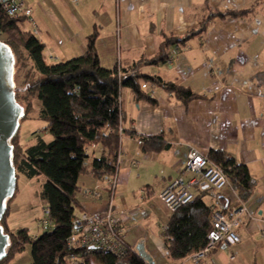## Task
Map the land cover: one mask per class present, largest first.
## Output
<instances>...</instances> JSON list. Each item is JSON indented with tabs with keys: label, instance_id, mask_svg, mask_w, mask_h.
<instances>
[{
	"label": "crops",
	"instance_id": "crops-1",
	"mask_svg": "<svg viewBox=\"0 0 264 264\" xmlns=\"http://www.w3.org/2000/svg\"><path fill=\"white\" fill-rule=\"evenodd\" d=\"M28 2L32 16L39 8L35 17L40 24H36L40 27L38 36L51 60L82 55L88 36L98 32L95 45L102 66H119L127 69V74L141 60L157 55L162 32L184 37L212 16L205 34L172 46L167 61L138 67L165 82L190 87L204 98L185 105L168 89L148 85L154 104L138 101L131 88L123 87L121 126L126 133L121 138L115 187H109V179L82 175L78 197L83 211L91 214L99 215L111 205L121 218L130 248L148 264H264V0ZM228 10H247L248 15H212ZM141 135H162L169 147L145 151ZM194 147L208 155L213 149L225 151L247 165L256 187L249 200L243 201L231 184L220 192L204 181L192 186L195 196H201L213 211L227 212L235 203L244 202L249 212L237 229L239 242L221 244L200 261L189 257L175 261L169 258L165 239L172 213L159 194L179 176L186 182L197 177L184 172L187 155ZM101 149L90 146L89 160L99 157ZM25 179V191L34 189L35 182H45L42 176ZM20 209L22 206L12 202L11 213ZM13 219H9L11 228Z\"/></svg>",
	"mask_w": 264,
	"mask_h": 264
},
{
	"label": "trees",
	"instance_id": "trees-1",
	"mask_svg": "<svg viewBox=\"0 0 264 264\" xmlns=\"http://www.w3.org/2000/svg\"><path fill=\"white\" fill-rule=\"evenodd\" d=\"M212 15L241 17L248 15V11H215ZM211 17L204 18L198 30L184 37L162 32L163 41L157 55L141 60L134 71L127 74L128 70L119 66L113 69L102 66L95 45L98 32L88 36L87 49L82 55L66 61L51 60L42 39L33 30L23 27L26 19L12 18L0 7V40L7 43L15 55L16 99L24 107L25 117L35 112V100L40 101V116L48 122L47 128L53 136L51 141L39 138L32 145L21 143L18 134L10 140L17 181L21 174L29 179L45 178L42 190L53 229L37 237L30 235L26 228L11 231L9 214L14 197L8 199L0 226L10 236V243L0 264H11L27 245L32 247L29 264H71L67 243L72 233V219L83 212L78 197L80 176L91 175L104 181L118 172L121 138L126 133L124 129L120 131L121 89L129 87L138 101L148 100L154 104L156 99L146 89L148 85L168 89L185 105L204 98L190 87L165 82L159 76L139 71L138 67L167 61L172 46L205 34ZM140 139L145 151H162L169 147L162 135H141ZM92 145L101 146L102 152L89 160L88 149ZM209 158L224 171L239 197L248 201L256 187L248 166L222 150H211ZM18 191L17 183L16 193ZM213 213L201 196H195L172 213L165 228L170 259L183 260L206 245ZM85 263L148 264L131 248L120 259L111 253L95 252L85 258Z\"/></svg>",
	"mask_w": 264,
	"mask_h": 264
},
{
	"label": "built area",
	"instance_id": "built-area-1",
	"mask_svg": "<svg viewBox=\"0 0 264 264\" xmlns=\"http://www.w3.org/2000/svg\"><path fill=\"white\" fill-rule=\"evenodd\" d=\"M0 7L12 18L28 20L32 24L33 31L37 35L39 34V28L33 19L32 8L28 0H0ZM122 130L123 128L120 127L121 132ZM120 154L121 150L119 156ZM184 172L195 173L197 177L186 182L183 176H179L172 180L159 194L161 202L170 213L176 212L191 202L195 198L191 187L198 186L203 181L217 192L230 186V181L224 171L210 160L207 153L197 147L189 151ZM108 182L109 187L114 189L116 175ZM142 194L145 195L144 190ZM248 212L249 208L244 202L235 203L229 207L227 212L215 210L206 245L201 250L189 255V259L193 261L206 259L219 245L239 242L241 238L237 229L242 216ZM44 213L46 215L44 224L50 225L51 216L48 207L44 209ZM72 224V233L67 243L68 259L71 264H87L85 258L95 252L111 253L120 259L130 249L125 233L121 228V218L112 211L111 205L99 215L83 211L72 219Z\"/></svg>",
	"mask_w": 264,
	"mask_h": 264
},
{
	"label": "water",
	"instance_id": "water-1",
	"mask_svg": "<svg viewBox=\"0 0 264 264\" xmlns=\"http://www.w3.org/2000/svg\"><path fill=\"white\" fill-rule=\"evenodd\" d=\"M15 55L11 47L0 40V221L6 213V202L17 189L16 169L12 163L10 140L19 131L25 109L16 99ZM10 236L0 226V258L6 254Z\"/></svg>",
	"mask_w": 264,
	"mask_h": 264
},
{
	"label": "rangeland",
	"instance_id": "rangeland-1",
	"mask_svg": "<svg viewBox=\"0 0 264 264\" xmlns=\"http://www.w3.org/2000/svg\"><path fill=\"white\" fill-rule=\"evenodd\" d=\"M33 19L36 24L39 22L36 20L39 13V8L34 9ZM40 24H38L39 26ZM23 27L25 29L34 30L32 24L26 20L23 21ZM40 28V27H39ZM41 103L35 100V112H31L27 117L21 120L20 128L18 131V140L27 145L35 144L39 138L45 141H51L53 139L52 134L47 128L48 122L40 116ZM25 176L19 175L18 178V193L13 202L18 203L19 207L22 206L20 211L9 214V219H13L11 231L18 232L21 229H28L30 235L39 236L47 231L53 229V224L45 225L44 220L46 215L44 209L48 207V202L43 195L42 180L40 184L35 182L34 189H28L25 191ZM27 205V206H25ZM18 219V221H16ZM22 225V226H21ZM32 261V247L27 245L25 250L17 254L11 264H29Z\"/></svg>",
	"mask_w": 264,
	"mask_h": 264
}]
</instances>
